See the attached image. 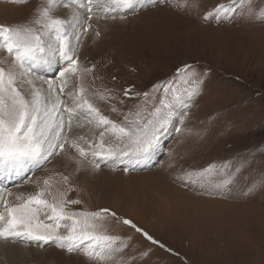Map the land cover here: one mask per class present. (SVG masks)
<instances>
[{"label": "rangeland", "instance_id": "374dc122", "mask_svg": "<svg viewBox=\"0 0 264 264\" xmlns=\"http://www.w3.org/2000/svg\"><path fill=\"white\" fill-rule=\"evenodd\" d=\"M42 2L0 0V25L30 22ZM219 3L232 9V18L205 21L204 14ZM142 6L125 14L93 15L89 21L78 49L80 66H95L84 78L88 99L120 124L133 106L125 89L153 95L154 84L169 82L188 64L204 75L184 124L168 129L148 167L130 160L132 167L123 164L126 160L107 165L103 159L99 169L87 160L78 166V153L66 146L29 174L32 182L8 186L13 195L6 198L13 203L16 193L33 194L50 177L54 192L66 191L68 199L81 201L70 206L73 210L109 209L165 245H152L128 226L109 223L112 234L132 238L121 254L126 264H264V186L259 185L264 177V19L257 18L264 0L148 1ZM63 8L53 14L60 16ZM41 70L38 75L45 79L58 76ZM97 92L115 99L100 100ZM154 95L158 102L160 93ZM80 123L83 127L73 122L70 137L83 135L79 143L85 148V141L98 142L99 129ZM105 141L114 142L110 135ZM210 166L226 169L227 175L205 173ZM185 172L195 185L177 179ZM63 176L70 177L67 185ZM226 178L232 180L229 190L200 187ZM19 245L28 253L12 264H89L82 254L68 255L55 246Z\"/></svg>", "mask_w": 264, "mask_h": 264}, {"label": "snow or ice", "instance_id": "6c2138e0", "mask_svg": "<svg viewBox=\"0 0 264 264\" xmlns=\"http://www.w3.org/2000/svg\"><path fill=\"white\" fill-rule=\"evenodd\" d=\"M12 2L22 4L27 0ZM160 2L171 4L172 0H150L152 5ZM143 3L144 0H43L30 22L15 27L0 25V180L19 178L21 183L32 182L28 173L44 167L50 158L65 152L66 146L78 153L79 159L75 161L78 166L87 160L99 169L97 158L146 161L159 148L170 127L184 124L204 75L188 64L178 68L169 82L154 84L153 95L125 89L124 95L133 100V106L120 124L103 115L88 99L91 93L84 78L95 66L81 67L78 49L83 33L91 28L89 21L94 14L123 12ZM60 7H71L72 11L55 16L53 13ZM230 11L228 5L219 3L203 19H231ZM257 18L264 19V11L257 13ZM95 35L100 33L97 31ZM41 68L51 69L58 76L52 80L40 77L37 70ZM70 80L74 81L71 86ZM155 93H160L158 102ZM95 95L104 101L115 99L106 93ZM141 96L143 100L136 102ZM112 111L117 109L113 107ZM74 121L79 127H83L81 121L94 124L99 129L98 142L85 141V148L79 143L85 140L83 135L70 137ZM180 130L175 127V131ZM108 135L114 142L106 143ZM214 171L216 175H227L226 169L217 171L210 166L204 170L207 174ZM191 175L185 172L177 179L185 185H195L197 181ZM69 180V176H63L66 185ZM35 183L39 185L40 180ZM42 183L33 194L16 193L13 203L5 197V193L8 196L13 193L0 187V242L41 248L55 246L68 255L82 254L89 264H126L121 254L132 238L112 234L109 223H115L128 226L152 245L165 248L131 220L121 219L109 209L73 210L70 206L80 204V200L68 199L66 191L54 192L50 177ZM231 183L226 178L201 183L200 187L222 192L229 190ZM259 185L264 186V177L259 178ZM255 187L254 182L250 191Z\"/></svg>", "mask_w": 264, "mask_h": 264}, {"label": "bare ground", "instance_id": "6f19581e", "mask_svg": "<svg viewBox=\"0 0 264 264\" xmlns=\"http://www.w3.org/2000/svg\"><path fill=\"white\" fill-rule=\"evenodd\" d=\"M146 3H148V1H144V3L141 4V5H144ZM71 11H72V8L71 7H68V8H63L59 12H60V14H70ZM114 13H118V12H113L112 14H114ZM77 32L79 33V27H77ZM41 69H42L41 72H40L41 74L44 72L45 74H47V75L50 76V75H52L54 73V71H52L51 69H47V68H41ZM40 77H41V75H40ZM47 80H52V79L50 77ZM45 87H46V85H45ZM151 159L153 160V155H152V157L149 160H146V161H139V162H137V161H134L133 160V161H130V162L132 164H134V166L140 165V166H146V167H148V166L151 165V163H150V160ZM125 160H126V162H123ZM123 161H122L123 164H127V165L131 166V164L128 163V161H129L128 158L127 159H123ZM109 162L112 163V164L114 162H117V163L120 162V163H122L120 160H117V161L116 160H110ZM153 163H155V162H152V164ZM137 168H139V167H136L134 169H137ZM141 168H144V167H141ZM14 179H16V178H14ZM11 181L12 180H8L7 178H4V180L0 181L1 182L0 183V187H6L8 189V186H7L8 183L14 184ZM6 195H7V193H5V197H6ZM27 253L28 252H25V248H23L19 244H12V243L0 242V264H12V263H15L16 261H19L22 258H24L27 255Z\"/></svg>", "mask_w": 264, "mask_h": 264}, {"label": "water", "instance_id": "95a60500", "mask_svg": "<svg viewBox=\"0 0 264 264\" xmlns=\"http://www.w3.org/2000/svg\"><path fill=\"white\" fill-rule=\"evenodd\" d=\"M141 169H144V168H141Z\"/></svg>", "mask_w": 264, "mask_h": 264}]
</instances>
